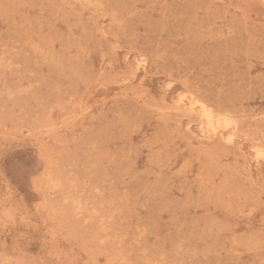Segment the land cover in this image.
<instances>
[{"label": "rangeland", "instance_id": "obj_1", "mask_svg": "<svg viewBox=\"0 0 264 264\" xmlns=\"http://www.w3.org/2000/svg\"><path fill=\"white\" fill-rule=\"evenodd\" d=\"M0 264H264V0H0Z\"/></svg>", "mask_w": 264, "mask_h": 264}, {"label": "bare ground", "instance_id": "obj_2", "mask_svg": "<svg viewBox=\"0 0 264 264\" xmlns=\"http://www.w3.org/2000/svg\"><path fill=\"white\" fill-rule=\"evenodd\" d=\"M196 105H197V104H196ZM199 107H201V106H199ZM201 110H203V109H201ZM202 112H203V111H202ZM207 113H209V111H207ZM204 114H205V118H204V120L206 119V120H205V121H206V125H207V123H210V124H211V123H212V122H211V121H212V120H211V119H212V118H211V115L206 114V113H204ZM204 114H203V115H204ZM203 115H202V116H203ZM215 118H216V117H215ZM218 118H219V117H218ZM221 120H223V118H222ZM217 121H218V120H217ZM225 121H226V120H225ZM226 122L229 123L228 121H226ZM217 123H218V122H217ZM217 123H216V125H217ZM210 124H209V125H210ZM211 125H212V124H211ZM207 126H208V125H207ZM214 127H215V124H214ZM208 128H209V127H207V129H208ZM210 128H211V129H209V130L212 131V127H210ZM214 131H215V130H214Z\"/></svg>", "mask_w": 264, "mask_h": 264}]
</instances>
